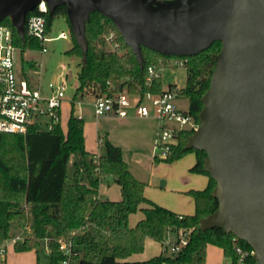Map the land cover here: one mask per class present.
<instances>
[{"label":"trees","instance_id":"trees-1","mask_svg":"<svg viewBox=\"0 0 264 264\" xmlns=\"http://www.w3.org/2000/svg\"><path fill=\"white\" fill-rule=\"evenodd\" d=\"M33 15L45 17L49 36L56 18H64L69 24L73 46L68 54L81 59L75 100L111 96L122 89L143 95L148 89L149 67L160 71L167 59L175 57L143 48L141 67L117 28L101 13L91 14L86 23V51L72 33L65 6L46 14L35 10L27 18ZM4 24L13 29L21 55L44 47L28 35L20 38L9 18ZM109 29L115 32L110 41L105 36ZM221 49L222 43L215 42L197 56L184 57L189 60L187 85L179 90L178 99L188 100V113L197 124ZM175 87L170 85L169 89ZM150 90L155 94L166 90L162 77L153 78ZM73 110L74 105L65 127L59 124L52 131L31 127L26 135L0 132V245L29 228L25 241L16 243L13 249L18 253L35 251L38 264L39 251L46 241L47 264L63 263L66 257L60 251L61 239L72 242L70 264H204L210 245L221 248L225 257L236 264L235 236L222 228L201 227V220L218 209L219 201L213 195L216 182L205 169L206 152L186 148L193 130L179 132L170 156L162 160L171 164L194 153L196 163L190 171L209 179L205 189L190 192L194 214L179 215L145 196L146 184L132 173L120 147L106 140V153L95 163L96 156L86 148L85 120L75 117ZM108 178L121 187L120 201L100 197V185ZM139 210L144 218L132 228L129 218ZM181 231H190V235L188 245L179 253L161 252L143 262L129 260L145 251L147 239L162 245L168 236L178 238ZM239 244L253 251L246 242L239 240ZM248 264H256L255 258L250 257Z\"/></svg>","mask_w":264,"mask_h":264},{"label":"water","instance_id":"water-1","mask_svg":"<svg viewBox=\"0 0 264 264\" xmlns=\"http://www.w3.org/2000/svg\"><path fill=\"white\" fill-rule=\"evenodd\" d=\"M49 12L65 6L72 33L87 50L86 23L101 13L117 28L141 67L143 48L192 57L215 42L222 49L203 97L200 126L186 148L207 154L218 209L201 220L254 250L264 264V0H43ZM41 0H0L20 38ZM164 182L162 185L164 186Z\"/></svg>","mask_w":264,"mask_h":264},{"label":"built area","instance_id":"built-area-1","mask_svg":"<svg viewBox=\"0 0 264 264\" xmlns=\"http://www.w3.org/2000/svg\"><path fill=\"white\" fill-rule=\"evenodd\" d=\"M46 5V4H45ZM41 11L39 6L36 10ZM38 40L44 47L42 53L48 52L47 44L53 40L66 39L67 35L61 32L58 37L51 38L46 31V19L43 15H33L27 18L25 25V36ZM107 40L115 38L113 29H109L105 34ZM21 55L20 48L15 44L13 29L0 23V132L6 134L26 135L31 127H39L44 131H52L57 125L62 124L66 110L68 118L73 114L80 120H84V108H93L97 118L104 116L119 117L122 119L130 117L155 118L159 122L155 150L159 155L155 157L159 160H166L170 156L172 145L176 143V137L183 130H198L200 124L188 113L182 111L178 105V93L181 88L176 86L173 90L169 87L160 94L153 93V78L162 77L163 70L169 67H186L188 58L172 57L164 63V68L156 71L154 67H149V77L147 79V90L141 95L131 93L127 89H122L114 95H99L87 100H75L74 96L68 99L67 75L61 73L49 83L47 93L35 88L28 80L27 76L17 68V61ZM23 69V68H22ZM23 71V70H22ZM34 73H39L34 70ZM98 163V157H95ZM183 217L180 216V219ZM30 229L26 228L21 234L5 241L0 245V255L5 256L9 246L16 243H23ZM190 231H181L174 241L171 236L162 243V252L177 254L188 245ZM234 249L237 255L236 264H248L250 257H254V250L249 251L239 244V239L234 237ZM60 251L66 259L62 264H70L74 255L71 240L61 239L59 241ZM230 262V261H229ZM230 264H232L230 262Z\"/></svg>","mask_w":264,"mask_h":264},{"label":"rangeland","instance_id":"rangeland-1","mask_svg":"<svg viewBox=\"0 0 264 264\" xmlns=\"http://www.w3.org/2000/svg\"><path fill=\"white\" fill-rule=\"evenodd\" d=\"M61 32L67 35L66 39L53 40L48 43L46 45L48 52L45 54H43L41 50L26 51L24 55L19 56L17 68L27 76L28 80L35 88L41 89L43 93L49 91V83L54 80L57 75L61 73L67 75V97L71 99L78 87L77 74L80 70L81 59L69 56L68 51L73 46L70 36V27L64 18L59 17L56 18L53 23L50 37L56 38ZM34 70H38L39 73H34ZM162 80L164 88L170 85L185 88L187 85L186 67L165 68L162 73ZM177 105L182 111H188L189 109V102L186 98L178 99ZM66 119L67 118L64 116L62 121L64 127L66 125ZM87 120L86 118V121ZM98 142L101 143L102 140ZM100 147L103 148L104 145L102 144ZM159 153V151L155 150L153 156L159 155ZM150 157H148V159H152L154 164L157 165L156 171H152L145 163H131L132 170L135 173L138 172L139 176H141L138 178H142L147 184L145 193L148 192L151 199L164 207H174L176 210L184 211L189 205H193L195 210L194 199L190 195V192L202 187L206 188L209 181L207 176L195 174L190 171L192 167L190 164L196 160V155L191 153L171 164ZM127 158L130 160L129 153ZM184 180H189L190 183L185 184ZM163 182H165L164 186L162 185ZM140 212L139 210L137 213ZM176 239V236H173V240L175 241ZM151 241L150 245L155 251L152 254H158L160 251L162 252L160 244L154 240ZM47 244L46 241L43 248L39 251L41 264H47L49 262V249ZM0 264H38L37 254L35 251L18 253L13 249V246H9L6 255H0Z\"/></svg>","mask_w":264,"mask_h":264},{"label":"crops","instance_id":"crops-1","mask_svg":"<svg viewBox=\"0 0 264 264\" xmlns=\"http://www.w3.org/2000/svg\"><path fill=\"white\" fill-rule=\"evenodd\" d=\"M67 111L68 109L66 110L64 115L67 118L66 121L68 120V116L66 115ZM84 112L86 148L90 153L94 154L97 157L105 155L106 149L104 142L108 140L112 144L122 149L124 160L129 164L132 173L137 178L141 176H139L138 172L135 173L132 170L131 163H145V165L148 166L152 171L157 170V165L154 164V161L152 159H148V157L151 156L153 157V159L158 160L155 156H153L159 128V122L157 121V119L138 117L122 119L113 116H104L97 118L94 114L93 108L90 106H86L84 108ZM86 118L88 119L87 121ZM100 140H102L101 143L98 142ZM102 144L104 145L103 148L100 147ZM128 153L130 155V160L127 158ZM195 163L196 160H194L190 164V166L192 165L193 167ZM139 180L145 183L142 178ZM184 183L189 184L190 181L184 180ZM203 189L205 188L202 187L195 190ZM99 195L104 199H109L111 201H120L122 199L121 187L114 181V179H105L100 185ZM145 196L149 200L158 204L157 202H155V200L149 197L148 192L145 193ZM158 205L162 206L160 204ZM167 209L172 210L179 215H192L195 212L193 205H189L184 211L176 210L174 207H170ZM143 218L144 214L142 213V211L140 213L132 214L129 218L130 227H136L138 222ZM150 242H152L151 239H147L145 243V251L142 254L132 256L129 260L132 262H143L160 255L161 251L158 254H152L155 251L151 247ZM204 264H230V262L225 257L224 252L221 248L210 245L207 249V258Z\"/></svg>","mask_w":264,"mask_h":264},{"label":"clouds","instance_id":"clouds-1","mask_svg":"<svg viewBox=\"0 0 264 264\" xmlns=\"http://www.w3.org/2000/svg\"><path fill=\"white\" fill-rule=\"evenodd\" d=\"M39 9L41 11H47V7H46L45 3L43 2V0H41V3L39 5Z\"/></svg>","mask_w":264,"mask_h":264}]
</instances>
